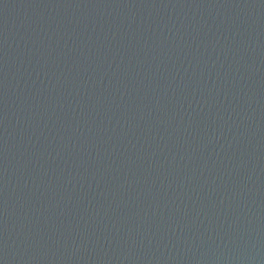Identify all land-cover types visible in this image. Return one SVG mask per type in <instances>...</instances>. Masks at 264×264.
<instances>
[{
  "label": "water",
  "instance_id": "obj_1",
  "mask_svg": "<svg viewBox=\"0 0 264 264\" xmlns=\"http://www.w3.org/2000/svg\"><path fill=\"white\" fill-rule=\"evenodd\" d=\"M0 264H264V0H0Z\"/></svg>",
  "mask_w": 264,
  "mask_h": 264
}]
</instances>
